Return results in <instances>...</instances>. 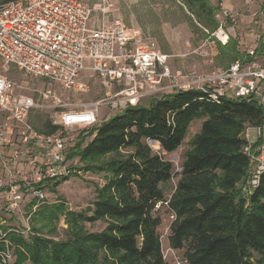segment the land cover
Listing matches in <instances>:
<instances>
[{
    "label": "trees",
    "instance_id": "16d2710c",
    "mask_svg": "<svg viewBox=\"0 0 264 264\" xmlns=\"http://www.w3.org/2000/svg\"><path fill=\"white\" fill-rule=\"evenodd\" d=\"M180 1L200 23L213 24L209 0ZM233 44L236 61L241 55ZM196 119H202L201 128L189 139L180 177L167 197L164 185L173 177V165L148 140L173 152ZM263 124L264 106L257 100L227 94L217 102L198 88L164 94L109 117L87 133H94L91 140L86 143L88 136L80 135L68 151L69 159L79 157L82 172L103 174L94 200L75 211L63 198L33 210L34 199L28 206L30 233L4 228L14 252L11 264H170L158 230L157 205L166 202L175 216L170 247L184 249L188 264H264V171L256 188H245L254 166L246 147L255 151L262 143L261 138L251 143L246 131ZM45 127L46 133L60 128L51 121ZM73 176L80 173L45 186L54 192ZM61 219L67 224L63 239L56 238ZM97 222L104 224L101 230L87 229V223Z\"/></svg>",
    "mask_w": 264,
    "mask_h": 264
},
{
    "label": "built area",
    "instance_id": "2783aa9c",
    "mask_svg": "<svg viewBox=\"0 0 264 264\" xmlns=\"http://www.w3.org/2000/svg\"><path fill=\"white\" fill-rule=\"evenodd\" d=\"M96 8L83 0L0 3V242L4 244L0 264H11L14 259L1 227V212L10 218L24 217L26 223L10 226L9 230L28 234L31 213L25 212L26 203L29 206L35 199V210L46 200L48 180L55 182L82 173L75 159L68 158L69 148L75 143L67 144L60 133L40 131L33 123L36 113H48L54 125L87 129L99 122L103 104L113 110L107 115L111 117L142 105L145 98L152 100L191 88L206 91L217 102L232 94L255 99L264 106V65L253 60L257 49L247 54L252 60H236L208 74H183L173 70L170 54L119 14L94 21ZM99 8L104 14L109 11ZM230 17L228 9L216 13L218 26L212 32L205 29L208 38L228 44ZM13 71L20 73L21 82L10 76ZM92 78L98 79L105 90L100 99L68 102L52 88L56 85L84 96L91 91ZM30 81L39 87L32 88ZM78 113L83 115L75 116ZM257 130L262 139L259 155L254 156L250 145L246 147L256 161L245 184L247 192L257 187L264 171V157H258L264 153V124Z\"/></svg>",
    "mask_w": 264,
    "mask_h": 264
},
{
    "label": "rangeland",
    "instance_id": "374dc122",
    "mask_svg": "<svg viewBox=\"0 0 264 264\" xmlns=\"http://www.w3.org/2000/svg\"><path fill=\"white\" fill-rule=\"evenodd\" d=\"M83 1L91 6H97L92 14L94 21L110 19L115 13L122 16L127 24L140 27L146 37L153 39L162 51L170 54L169 61L174 71H181L183 74L192 72L196 75H203L227 68L234 62L232 61L233 43L236 44V49L241 55L238 60H252L249 57L247 58V54L249 50L257 49V54L254 55L253 60L258 59L256 61L264 65V41L262 39L264 36V0H209L214 7L213 17L215 22L209 24V26L200 23L197 16L192 14L180 0ZM99 5L101 8H106L109 11L104 14L99 8ZM222 9H228L233 16L227 20L228 28L231 30V40L226 46H222L219 42L214 41L216 40L215 37L208 38L209 34L205 30L208 29L212 32L217 28L216 22L218 21L217 19L215 20L216 13ZM14 71L10 76L17 82H21L20 73ZM34 82L30 81L32 88L39 87V84H34ZM52 88L62 94L65 100L73 103L80 100L92 101L100 99L105 93V90L101 87V82L94 78L91 81V91L84 96H80L72 91L63 90L56 85ZM150 101V99L145 98L142 105H148ZM112 112L113 110L108 105L103 104L100 106L101 116L99 117V122L92 128L81 129L60 126L55 133H60L67 141V144L70 145L74 144L80 135H87V143L94 136V133L92 135L87 133L92 131L94 127H98L104 121L102 119ZM47 121H52L48 113L39 112L33 116V123L40 131L45 132V123ZM201 125L202 119L193 121L184 143L173 152H165L159 144L148 140L154 151L161 153L165 159L172 162L173 177L164 185L167 197H170L173 193L180 177L185 152L189 148V139L194 133L200 130ZM254 132L255 130L252 129L251 135H254ZM258 135L260 136V134ZM260 150V148L258 150L255 149L252 153L254 156L259 155ZM258 157H264V153H261ZM76 159L77 162H80L79 157H76ZM252 165L256 166V161H253ZM250 176L251 172L249 174ZM104 182L103 174L82 172L80 177L73 176L68 180L61 181L56 191L53 192L51 189H48L46 191L47 197L45 201L51 203L58 198H63L70 209L83 211L87 209L95 198V184H103ZM2 199L3 197L0 195V206L3 205ZM27 204L25 212H29ZM157 206L159 208L158 215H160L162 220L158 230L161 235L165 259L170 264H188L185 258V250L171 248L169 244L170 226L175 217L173 212L169 209L167 202ZM1 215L3 222L1 225L2 229L26 223L22 216L10 218L5 211H2ZM86 227L90 231H96L101 230L104 224L101 222L94 224L87 223ZM66 228L67 224L64 219H61L56 238H65ZM25 264L31 263L27 262Z\"/></svg>",
    "mask_w": 264,
    "mask_h": 264
},
{
    "label": "crops",
    "instance_id": "0c3cea01",
    "mask_svg": "<svg viewBox=\"0 0 264 264\" xmlns=\"http://www.w3.org/2000/svg\"><path fill=\"white\" fill-rule=\"evenodd\" d=\"M110 116H107V117H105L104 119H102V120H106V119H108ZM255 130V132H254V135L252 134L251 135V130ZM249 130V131H248ZM259 133H258V130H257V127H249V128H247V131H246V135H247V138L249 139V141L251 142V143H256L259 139H260V136L258 135ZM261 146V145H260ZM260 146H258L257 148H256V150H258V148H260Z\"/></svg>",
    "mask_w": 264,
    "mask_h": 264
},
{
    "label": "bare ground",
    "instance_id": "6f19581e",
    "mask_svg": "<svg viewBox=\"0 0 264 264\" xmlns=\"http://www.w3.org/2000/svg\"><path fill=\"white\" fill-rule=\"evenodd\" d=\"M82 113L75 114V116H82ZM76 121H81L82 119H75Z\"/></svg>",
    "mask_w": 264,
    "mask_h": 264
}]
</instances>
